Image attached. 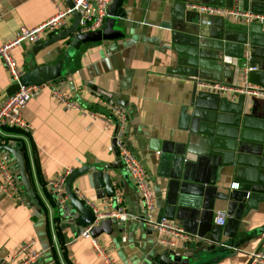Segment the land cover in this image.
<instances>
[{
  "label": "crops",
  "instance_id": "crops-1",
  "mask_svg": "<svg viewBox=\"0 0 264 264\" xmlns=\"http://www.w3.org/2000/svg\"><path fill=\"white\" fill-rule=\"evenodd\" d=\"M54 2L67 7L64 0H0V44L19 27L47 20L55 12ZM190 2L264 14V0H123L121 16H107L102 26L115 36L81 44L73 50L64 75L51 83L89 109L102 111L99 98L122 107L127 113L124 142L143 165L155 195L153 218L163 216L177 223L186 237L159 233L144 221L134 183L118 160L113 131L105 129L102 120L66 109L42 90L22 109L31 131L6 129L22 139L16 142L21 143L36 199L23 194L25 202L19 203L0 192V264H11L17 248L31 241L46 264H104L89 240L78 237L81 228L64 215L46 185L65 166H89L73 181L72 189L103 213L115 204L103 193V178L91 173H107L116 182L128 218L112 225L110 234L96 237L116 264H160L159 255L171 246L159 243V236L175 242L180 251L182 244L188 246L184 250L196 249V236L176 218L177 205L168 203L164 174L168 167L159 163L164 150H183L192 159L200 155L212 163L214 158L218 190H254L262 196L257 207L241 218L234 237L223 236L225 245L204 251L200 263L247 264L258 250L264 230V98L231 89L240 85L244 51L257 66L251 81L264 87V30L258 22L190 10L186 6ZM72 20L69 17L66 28ZM51 35L45 33L41 39ZM53 47L34 56V44L24 41L11 53L25 72L29 61L35 64ZM225 55L231 63L223 62ZM199 82L226 89L213 91L199 87ZM11 84L0 60V102ZM10 166L18 172L13 158ZM234 182L237 188L230 187ZM212 208L215 226V212H225L226 202L216 200Z\"/></svg>",
  "mask_w": 264,
  "mask_h": 264
},
{
  "label": "built area",
  "instance_id": "built-area-1",
  "mask_svg": "<svg viewBox=\"0 0 264 264\" xmlns=\"http://www.w3.org/2000/svg\"><path fill=\"white\" fill-rule=\"evenodd\" d=\"M113 0H71L72 7L60 8L55 2V12L44 22L26 28L19 27L13 37L0 44V60L2 61L11 83H18L19 86L12 94L0 102V143L10 144L18 141L15 138L18 136L6 132L7 128H17L21 131L30 132L31 126L23 119L22 109L28 101L42 90H48L50 95L66 109L76 110L84 115L89 116L92 120H102L105 123V129L113 131V142L117 150V157L122 166L125 168L129 177L132 179L136 191L138 193L142 208L144 221L158 230L159 233H170L176 236L186 237L182 228L175 222L167 220L165 217H159L156 220L153 218L156 207V199L151 187L148 175L139 161V159L128 149L124 142V134L127 125V113L121 106L108 99L99 98L102 111H95L85 107L82 103L72 98L66 90L59 89L51 83H41L36 85H21L19 79L22 75V70L16 64L11 51L19 46L22 42L27 41L34 44L41 39L45 33L54 34L62 29H65L68 24L69 17L75 11L79 15V21L75 34H81L90 31H96L102 28L105 18L108 16V8ZM186 6L190 10L216 14L223 16H234L245 23L258 22L261 29L264 30V14L256 13L248 9L241 8H223L211 6L202 3H187ZM224 63H231L230 56H223ZM252 56L249 51H244L241 59L240 67V85L231 89L236 93L245 94L251 97L264 98V87L253 83L250 75L257 69V66L252 63ZM199 87L211 89L213 91L224 90L226 86L221 84L198 83ZM74 169L70 166H65L61 173L47 180L46 185L55 198L56 205L65 212V207L68 199L64 190V184L67 177ZM114 194L111 196L115 204L112 211L100 212L94 204L79 193L76 196L85 202L90 207L95 215L93 221L83 227L78 234V237L88 239L91 247L96 254L102 259L104 264H116V261L111 258L108 250H106L97 240L91 236L90 231L94 226L99 225L104 218L115 217L120 222H125L128 218L127 212L122 206V196L118 191L116 182ZM231 188H237L236 182L230 184ZM0 192L9 199L19 203H24L25 199L18 183V177L10 166V156L7 152L0 151ZM67 216V215H66ZM68 217V216H67ZM69 218V217H68ZM225 212L216 211L214 223L222 226L225 223ZM70 219V218H69ZM76 237L73 239L75 240ZM125 240V237H122ZM158 242L173 246L175 242L159 236ZM34 242H26L21 244L15 253L11 256V264H46L43 260V254L40 250L33 248ZM248 264H264V251H255L250 254Z\"/></svg>",
  "mask_w": 264,
  "mask_h": 264
},
{
  "label": "water",
  "instance_id": "water-1",
  "mask_svg": "<svg viewBox=\"0 0 264 264\" xmlns=\"http://www.w3.org/2000/svg\"><path fill=\"white\" fill-rule=\"evenodd\" d=\"M64 1L68 7H72L71 0ZM122 3L123 0H113L108 8V16L113 18L121 16ZM72 16L73 20L68 28L54 33L46 40L40 39L34 43V56L44 51L48 46L54 45V47L49 51L47 50L35 64L32 61L27 63V69L19 79L21 85L56 83L64 75V69L73 50H76L81 44L98 42L115 36L114 32L103 28L75 34L79 15L74 11ZM107 26L110 25L107 24ZM51 60L54 62L50 64ZM18 86V83H12L6 91L7 95L17 90ZM0 151L7 152L14 159L24 194L32 200V189L21 143L16 141L10 144L0 143ZM210 159L200 155L196 159H192L183 150H164L159 156V163L168 167L167 172L164 173L168 178V203L173 206L177 205L176 218L180 219L183 225L197 238L196 249L192 251L184 250V248H188L186 244L179 247L181 251L175 247L165 249L159 255L160 264H201L204 251H209L214 248L213 246L225 245L223 236L227 239L233 238L241 218L250 209H255L257 202L262 198L254 190L237 191V189H233V192L228 193L218 190L216 177L218 162L213 158L212 163ZM88 169L89 166L87 165L74 169L64 184L68 199L64 215L74 220L81 230L93 221L95 215L92 209L76 196L72 189V183ZM91 175L92 177L97 175L103 178V193L106 196L114 194L113 182L109 174L96 171ZM216 200L226 202V223L222 226H213L210 218L213 212L212 206ZM118 224L119 222L115 217L104 218L99 225L91 229L90 234L93 237H97L101 233L110 234L112 225ZM260 235L261 239L257 251H264V230L260 232Z\"/></svg>",
  "mask_w": 264,
  "mask_h": 264
},
{
  "label": "trees",
  "instance_id": "trees-1",
  "mask_svg": "<svg viewBox=\"0 0 264 264\" xmlns=\"http://www.w3.org/2000/svg\"><path fill=\"white\" fill-rule=\"evenodd\" d=\"M7 129H8V130L10 129V130H12V131H18V132H21V130H19V129H17V128H7ZM9 133H13V132L9 131ZM21 133H22V132H21ZM17 140L22 141V139H17ZM9 156H10V155H9ZM10 158H11V156H10ZM14 173H15L16 176L18 177V172H17V173L14 172ZM18 183H19V186H20V189H21L22 193L24 194V191H23V189H22V187H21V183H20L19 178H18ZM32 195H33L32 200H33V199H36V193L32 191Z\"/></svg>",
  "mask_w": 264,
  "mask_h": 264
},
{
  "label": "rangeland",
  "instance_id": "rangeland-1",
  "mask_svg": "<svg viewBox=\"0 0 264 264\" xmlns=\"http://www.w3.org/2000/svg\"><path fill=\"white\" fill-rule=\"evenodd\" d=\"M12 54V53H11ZM12 56H13V54H12Z\"/></svg>",
  "mask_w": 264,
  "mask_h": 264
}]
</instances>
